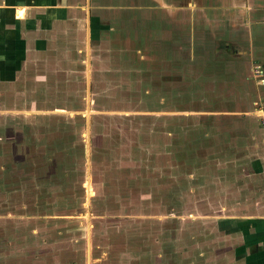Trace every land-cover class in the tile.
I'll return each mask as SVG.
<instances>
[{
	"label": "rangeland",
	"instance_id": "obj_1",
	"mask_svg": "<svg viewBox=\"0 0 264 264\" xmlns=\"http://www.w3.org/2000/svg\"><path fill=\"white\" fill-rule=\"evenodd\" d=\"M81 19L31 25L0 79V264H263L264 156L241 113L211 111L225 59L145 27L91 28L86 48Z\"/></svg>",
	"mask_w": 264,
	"mask_h": 264
},
{
	"label": "crops",
	"instance_id": "obj_2",
	"mask_svg": "<svg viewBox=\"0 0 264 264\" xmlns=\"http://www.w3.org/2000/svg\"><path fill=\"white\" fill-rule=\"evenodd\" d=\"M21 8L24 9L23 16L19 14ZM93 11L96 17L91 14ZM155 11L167 16L169 22L173 24L172 28L164 27V24L163 27H156L159 23L154 17ZM82 17V28L78 31L79 35L81 33L85 35L86 48H88L91 28H97L100 32L114 25L117 32L124 33L140 31L145 27L147 31L149 30V38L146 39H149L152 46L161 34L163 37V40H160L161 48H166L169 42L174 41L183 50L189 48V42L194 41L195 48L199 43L208 46L215 53H220L225 60L218 61L219 65L210 72L216 78L221 76L226 79L230 84L227 89L232 91L226 96V107L213 108L211 111L241 113V121L250 131L249 139L259 149L258 156L260 154L264 156L263 128L259 111L255 107L258 100L264 99V81L254 75L255 68L259 65L264 78V0H0V71L2 73L0 79L10 78V74L5 72H9L11 68V59H20L19 56L22 58V55H26L27 41L29 38H34L29 37L25 40V36L28 37L29 33L34 31L31 25L34 24V28L41 26L43 19L50 24L57 20L71 23ZM168 31L176 32V37L174 39L167 37ZM161 53L164 54L165 50ZM186 55V51H181L180 54L173 56V60L181 63V57L187 58ZM163 56L167 58L169 55ZM154 59L153 52H150L148 62L152 63ZM220 134L225 140L229 138V134L225 132L220 131ZM229 145L230 142L226 145L228 152L231 150L228 149ZM253 156V153L249 154L250 158ZM256 166L258 165L256 164L250 171L247 170L245 177L244 174L242 177L249 180L250 175L253 174L251 171ZM257 173L262 174L264 178L263 168ZM247 182L248 189L250 185ZM262 196L264 197V193ZM260 206L263 204L260 203L256 210L252 207L251 216L258 217L263 222L264 214L262 212L256 214L257 210H263ZM248 230L249 228L242 229L243 234L250 233ZM262 230L264 233V228ZM92 235L94 234L91 232L89 236L86 235L88 245L86 249L90 246L91 242L88 241H91ZM258 255L264 256V252L260 249ZM87 257L89 260L90 256ZM254 260L250 263H262Z\"/></svg>",
	"mask_w": 264,
	"mask_h": 264
},
{
	"label": "built area",
	"instance_id": "obj_3",
	"mask_svg": "<svg viewBox=\"0 0 264 264\" xmlns=\"http://www.w3.org/2000/svg\"><path fill=\"white\" fill-rule=\"evenodd\" d=\"M261 68L259 67V65L255 68V76L259 77L261 79V81H264V78L262 77V73H261ZM258 111H259V118H260V123L261 126L263 128V147H264V99L261 101H257L256 102V106H255Z\"/></svg>",
	"mask_w": 264,
	"mask_h": 264
},
{
	"label": "bare ground",
	"instance_id": "obj_4",
	"mask_svg": "<svg viewBox=\"0 0 264 264\" xmlns=\"http://www.w3.org/2000/svg\"><path fill=\"white\" fill-rule=\"evenodd\" d=\"M19 14H20L21 16H23V14H24V9H22V8H21V9L19 10ZM87 186H88L87 193H89V194H90V193H91V191H90L89 184H88ZM88 191H89V192H88Z\"/></svg>",
	"mask_w": 264,
	"mask_h": 264
}]
</instances>
